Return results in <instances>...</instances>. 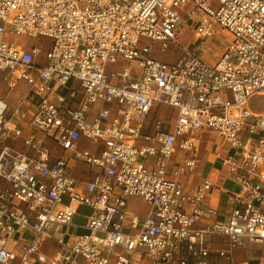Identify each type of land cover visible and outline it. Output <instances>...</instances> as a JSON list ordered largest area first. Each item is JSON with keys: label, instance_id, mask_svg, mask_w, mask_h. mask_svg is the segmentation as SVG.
Here are the masks:
<instances>
[{"label": "built area", "instance_id": "1", "mask_svg": "<svg viewBox=\"0 0 264 264\" xmlns=\"http://www.w3.org/2000/svg\"><path fill=\"white\" fill-rule=\"evenodd\" d=\"M0 84V264H264V0H0Z\"/></svg>", "mask_w": 264, "mask_h": 264}, {"label": "rangeland", "instance_id": "2", "mask_svg": "<svg viewBox=\"0 0 264 264\" xmlns=\"http://www.w3.org/2000/svg\"><path fill=\"white\" fill-rule=\"evenodd\" d=\"M18 39L20 41L26 40V38H24V37H21V38H18ZM177 40L179 42H181L184 46L185 45L187 46L188 43L191 41V31L190 30H186L185 33H183V35L178 36ZM28 41L29 42H35L36 39L31 38ZM220 41H221L220 38H217L214 41H212V43L210 44L212 46V49H216L217 46H220ZM173 49H174L173 52H172V49L169 48L165 53H159L158 57L163 59V60H166V61L173 60L178 55L177 52L175 51V49H176L175 46L173 47ZM190 49L195 50V46H191ZM211 54H213V53H211ZM21 87L22 86L19 85L18 89H20ZM21 91H22L21 89L19 90V92H14V90H13L12 91L13 94L10 93L6 97V102L9 104L10 108H13V107L16 106V104H17V95ZM5 93H6L5 86L3 84H0V96H4ZM258 109L261 110V111H264V101H262V103L259 104V108ZM7 114L9 115V113H7ZM206 138L208 140H210L208 138V136H206ZM211 144H212V142H209L207 145H211ZM16 145L19 146L18 143ZM208 148H209V146H208ZM202 152H204L203 146H201V148H200V153H202ZM202 154L200 155V158H202ZM208 162L211 163L210 160H208ZM78 169L83 170L84 166L83 165H79ZM227 185L230 186L231 184L227 183ZM128 203H129V206L132 209L138 211L140 214H144V212H146V210L148 208V205L144 201H142V200H140L138 198H133L132 197V198L129 199ZM88 211H89V208H87V207L80 206L78 208V212L82 213V214H85ZM45 247L46 248L53 247V242L52 241H47L45 243ZM258 249H257L256 246H253V245H249L245 249L242 248V247H237V248H235V250L233 252V256L237 260L246 259L248 261L247 264H258V262L260 260V257H261V254L263 253L262 249H260V248H258Z\"/></svg>", "mask_w": 264, "mask_h": 264}, {"label": "crops", "instance_id": "3", "mask_svg": "<svg viewBox=\"0 0 264 264\" xmlns=\"http://www.w3.org/2000/svg\"><path fill=\"white\" fill-rule=\"evenodd\" d=\"M208 146L210 149L208 148ZM226 149V144L218 147L216 145H213L212 143L211 145H206L205 147H203L204 152H202L203 154L200 153V155L202 154V158L200 159V163L198 165L199 171L202 173V175H208L213 179L217 178L220 175L218 171L220 164V156L223 155ZM208 160H210L211 163H209ZM223 183L225 187H233L232 183L229 180H224ZM227 183L231 185L229 186L227 185ZM225 198L226 194H224L221 189L214 187L210 195L205 198V202L210 205L223 208L225 205ZM80 206L87 207L85 205H79L75 214L72 217V222L80 226L74 229L75 233L84 231L83 226L85 225L87 216L89 214V211L85 214L79 213L78 208Z\"/></svg>", "mask_w": 264, "mask_h": 264}, {"label": "bare ground", "instance_id": "4", "mask_svg": "<svg viewBox=\"0 0 264 264\" xmlns=\"http://www.w3.org/2000/svg\"><path fill=\"white\" fill-rule=\"evenodd\" d=\"M79 205H82V204H79ZM79 205H78V206H79ZM78 206H77V207H78ZM244 264H247V261H245Z\"/></svg>", "mask_w": 264, "mask_h": 264}]
</instances>
